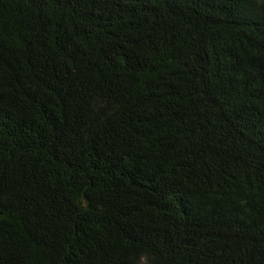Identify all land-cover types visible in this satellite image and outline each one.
<instances>
[{"label": "trees", "instance_id": "obj_1", "mask_svg": "<svg viewBox=\"0 0 264 264\" xmlns=\"http://www.w3.org/2000/svg\"><path fill=\"white\" fill-rule=\"evenodd\" d=\"M264 264V0H0V264Z\"/></svg>", "mask_w": 264, "mask_h": 264}, {"label": "clouds", "instance_id": "obj_2", "mask_svg": "<svg viewBox=\"0 0 264 264\" xmlns=\"http://www.w3.org/2000/svg\"><path fill=\"white\" fill-rule=\"evenodd\" d=\"M141 264H147V259L146 257L141 258Z\"/></svg>", "mask_w": 264, "mask_h": 264}]
</instances>
